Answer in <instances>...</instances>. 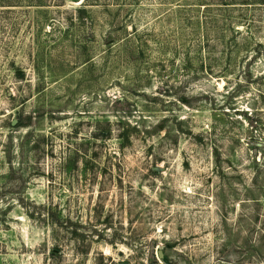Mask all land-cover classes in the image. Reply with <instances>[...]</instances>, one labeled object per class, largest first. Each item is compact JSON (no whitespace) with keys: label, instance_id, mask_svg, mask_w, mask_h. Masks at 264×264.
<instances>
[{"label":"rangeland","instance_id":"374dc122","mask_svg":"<svg viewBox=\"0 0 264 264\" xmlns=\"http://www.w3.org/2000/svg\"><path fill=\"white\" fill-rule=\"evenodd\" d=\"M260 1L0 0V264H264Z\"/></svg>","mask_w":264,"mask_h":264},{"label":"water","instance_id":"95a60500","mask_svg":"<svg viewBox=\"0 0 264 264\" xmlns=\"http://www.w3.org/2000/svg\"><path fill=\"white\" fill-rule=\"evenodd\" d=\"M71 1H73V2H77V1H79V0H71ZM159 257H160V258L162 257V253H159Z\"/></svg>","mask_w":264,"mask_h":264},{"label":"trees","instance_id":"16d2710c","mask_svg":"<svg viewBox=\"0 0 264 264\" xmlns=\"http://www.w3.org/2000/svg\"><path fill=\"white\" fill-rule=\"evenodd\" d=\"M261 2V4H264V1H260Z\"/></svg>","mask_w":264,"mask_h":264}]
</instances>
